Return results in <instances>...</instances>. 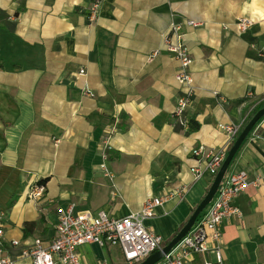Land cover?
Instances as JSON below:
<instances>
[{
  "label": "crops",
  "instance_id": "crops-1",
  "mask_svg": "<svg viewBox=\"0 0 264 264\" xmlns=\"http://www.w3.org/2000/svg\"><path fill=\"white\" fill-rule=\"evenodd\" d=\"M93 1L0 0V242L15 264H30L18 256L24 242L52 239L58 209L68 206L121 218L169 195L144 221L165 246L214 178L194 180V148L224 146L219 126L241 127L264 100V0H102L90 20ZM241 18L251 20L243 32ZM186 20L201 23L182 28L195 131L173 125L182 89L163 42L171 22ZM104 154L111 177L100 169ZM233 171L264 177V117ZM44 179L43 198L28 199ZM234 205L241 216L221 225L223 264H264V183L250 184ZM77 253L81 264H124L116 246L84 244ZM203 260L214 263L213 251L189 263Z\"/></svg>",
  "mask_w": 264,
  "mask_h": 264
},
{
  "label": "built area",
  "instance_id": "built-area-1",
  "mask_svg": "<svg viewBox=\"0 0 264 264\" xmlns=\"http://www.w3.org/2000/svg\"><path fill=\"white\" fill-rule=\"evenodd\" d=\"M101 2L102 0L93 1L89 13L90 20L95 18ZM184 24L198 27L201 23L192 20L182 23L171 22L164 34L163 42L165 50L178 62L179 70L175 75V81L182 89L172 113L173 125L186 129L189 127L186 111L192 102L193 78L189 70L192 59L182 38ZM250 25V19L241 18L237 21L236 27L238 31L243 32ZM156 55L157 51L151 52L146 57L147 61H151ZM219 128L226 134L227 143L224 146L213 149L199 145L192 151L197 163L190 169L194 180L201 179L205 174L212 177L216 175L231 142L240 129L238 125L231 123L220 125ZM102 157L100 169L107 177H111V172L104 163L105 154ZM259 182L264 183V177L250 181L245 171L226 173L203 217L194 223L190 231L163 257L159 264H190L193 254L204 255L209 250L213 251L215 262L203 260V264H223L222 222L228 218L241 216V211L234 205L235 199L250 184L256 185ZM186 192L187 188L183 187L174 194L179 199H183ZM44 193L45 185L33 184L30 186L28 199L40 201ZM168 197L169 195H165L147 199L139 211L131 212L121 218L109 217L104 211L96 214L89 211L74 213L72 206L60 208L55 236L46 242L39 238L24 242L18 256L28 258L30 264H81L77 248L84 244H97L101 248L116 246L121 251L124 264H137L162 247L161 237L149 231L144 226V221L151 217L154 209L162 205ZM2 235L3 231L0 227V238ZM10 245L18 247L20 242L12 240ZM0 264H15L14 259L4 253L1 242Z\"/></svg>",
  "mask_w": 264,
  "mask_h": 264
},
{
  "label": "water",
  "instance_id": "water-1",
  "mask_svg": "<svg viewBox=\"0 0 264 264\" xmlns=\"http://www.w3.org/2000/svg\"><path fill=\"white\" fill-rule=\"evenodd\" d=\"M264 117V107L260 108L247 122V124L244 126V128L241 130V132L238 134L237 138L231 145V147L228 149L227 155L222 162L218 172L214 176L206 194L202 198V200L198 203V205L193 210L192 214L186 221V223L183 225V227L179 230V232L161 249L155 251L148 257H146L144 260L137 264H158L163 257L168 254L180 241L181 239L190 231L194 223L196 222L198 216L200 213L210 204L212 201L215 193L217 192V189L224 178L235 154L241 147L242 143L247 138L250 131L253 129L254 125L262 118Z\"/></svg>",
  "mask_w": 264,
  "mask_h": 264
},
{
  "label": "trees",
  "instance_id": "trees-1",
  "mask_svg": "<svg viewBox=\"0 0 264 264\" xmlns=\"http://www.w3.org/2000/svg\"><path fill=\"white\" fill-rule=\"evenodd\" d=\"M13 67H15V66H13ZM17 69H18V67H17ZM262 107H264V100L263 101H261L260 103H258L255 107H254V109L251 111V113L248 115V117L246 118V120H245V122L241 125V127H240V129H239V131H238V133H237V135H236V137L233 139V141L231 142V144H230V146H229V148L231 147V145L233 144V142L235 141V139L237 138V136H238V134L241 132V130L244 128V126L247 124V122L251 119V117L260 109V108H262ZM263 118V117H262ZM261 118V119H262ZM260 119V120H261ZM259 120V121H260ZM258 121V122H259ZM257 122V123H258ZM257 123L254 125V127L257 125ZM189 127H190V131H195V130H197L198 129V127H199V124L197 123V122H195V121H193V120H190L189 121ZM254 127H253V129H254ZM252 129V130H253ZM251 130V131H252ZM251 131H250V133H251ZM249 133V134H250ZM248 134V135H249ZM238 152V151H237ZM237 154V153H236ZM236 154H235V156H236ZM235 156H234V158H235ZM234 158H233V160H234ZM233 160H232V162H233ZM231 162V163H232ZM231 165V164H230ZM229 169V168H228ZM228 171V170H227ZM47 182V179H44V180H40V181H38L37 182V184H43V185H45V183ZM207 208H208V206L200 213V215L198 216V218H197V220H196V222H198L202 217H203V215L205 214V212H206V210H207Z\"/></svg>",
  "mask_w": 264,
  "mask_h": 264
}]
</instances>
